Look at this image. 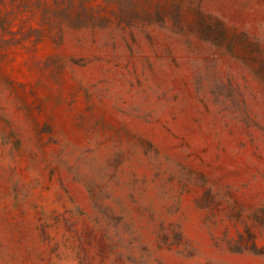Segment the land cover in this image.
<instances>
[{"label":"rangeland","instance_id":"374dc122","mask_svg":"<svg viewBox=\"0 0 264 264\" xmlns=\"http://www.w3.org/2000/svg\"><path fill=\"white\" fill-rule=\"evenodd\" d=\"M0 264H264V0H0Z\"/></svg>","mask_w":264,"mask_h":264}]
</instances>
